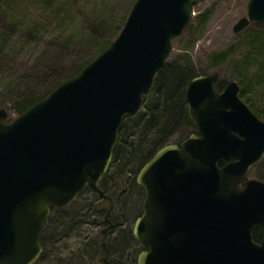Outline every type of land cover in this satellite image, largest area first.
<instances>
[{
	"label": "water",
	"instance_id": "95a60500",
	"mask_svg": "<svg viewBox=\"0 0 264 264\" xmlns=\"http://www.w3.org/2000/svg\"><path fill=\"white\" fill-rule=\"evenodd\" d=\"M195 2L135 0L116 38L76 76L10 122L0 108V264H34L50 210L97 190L124 120L139 110ZM251 24L264 25V0H249L233 31ZM217 81V73L191 79L184 100L195 133L157 150L135 178L144 198L132 235L148 250L136 264H264V234L252 238L264 226V182L248 178L264 154V123L235 80L222 92Z\"/></svg>",
	"mask_w": 264,
	"mask_h": 264
},
{
	"label": "rangeland",
	"instance_id": "374dc122",
	"mask_svg": "<svg viewBox=\"0 0 264 264\" xmlns=\"http://www.w3.org/2000/svg\"><path fill=\"white\" fill-rule=\"evenodd\" d=\"M134 1L0 0V107L7 109L8 121L17 117L10 111L13 103L30 89L34 80H29L41 77L43 66L68 65L108 39ZM248 1L196 0L192 20L173 42L165 68L182 65L195 76L217 73L216 85L235 80L239 99L264 123V25L233 31L236 22L246 16ZM253 35L258 40L252 41ZM182 134L173 136V143ZM135 177L126 171L125 175L110 173L104 179L106 190L112 183L114 197L107 216L110 201L99 198V189L76 197L65 214L77 213L79 218L68 233L50 239L47 255L38 264H105V250L118 264H135L139 248L129 233L143 200L141 188L132 183ZM248 178L264 182V155Z\"/></svg>",
	"mask_w": 264,
	"mask_h": 264
},
{
	"label": "trees",
	"instance_id": "16d2710c",
	"mask_svg": "<svg viewBox=\"0 0 264 264\" xmlns=\"http://www.w3.org/2000/svg\"><path fill=\"white\" fill-rule=\"evenodd\" d=\"M129 11L123 19V22L117 26L114 31H111L109 38L96 44V46H92V50L88 51L90 52L88 55V52H86L74 59L70 64L62 65V67L58 66L59 68L57 65H51L48 69L46 66H43V71L39 72L41 77L37 78L39 77L37 75L29 80H34L30 89H27L21 96H18L19 100L13 103L10 111H13L16 116L21 115L33 104L47 97V95L61 83L76 76L116 38L124 25ZM252 38V41L258 40L257 35H253ZM63 51L65 52L67 50L64 49ZM77 55H79V53ZM193 77H195V75L191 71L185 69L182 65L173 68H165L164 66L162 71L155 75L148 93L142 96L139 110L135 115L126 118L122 124L111 164L108 171L98 184V189L102 192V196H99V198L107 199L106 197H109L113 202L114 197H111L110 194V192H113L111 190L113 189L111 187L112 183H110L109 187L107 186L108 190L103 187L105 186V183L102 185L104 179L106 178L107 180L110 173L119 172L122 173V175H125L127 171L128 175L133 173V175L136 176L142 166L157 150L169 144H178L190 134L195 133V126L187 117V105L184 100L186 88ZM48 78L51 80L46 82ZM223 88V85H216L218 92H221ZM182 133H185V135ZM178 134L183 135L182 139L177 143H173L172 137ZM135 178L132 179L134 187H136ZM260 180L262 181V179ZM86 191L94 190L87 187L76 197H80V195ZM73 201L74 199L70 203ZM68 205L50 211L49 216L44 222L41 233L40 241L43 247V252L35 264L41 262L47 255V249L49 248L48 245H51L50 239L57 234L63 235L66 232L68 233L72 225L79 218L77 213L76 215L75 213L65 214V208ZM140 215L141 211L138 216ZM67 216L74 219L67 218ZM84 216L85 214L82 215V217ZM66 220L69 222H66ZM131 233L132 232L129 233V236L132 235ZM263 233L264 227L255 226L252 231L253 240L259 242ZM118 246L120 247V245ZM121 247L123 248V244ZM108 248L111 252L112 249L110 247ZM135 261L136 260L134 259V263ZM65 264H71V262L67 261Z\"/></svg>",
	"mask_w": 264,
	"mask_h": 264
},
{
	"label": "flooded vegetation",
	"instance_id": "af4514ba",
	"mask_svg": "<svg viewBox=\"0 0 264 264\" xmlns=\"http://www.w3.org/2000/svg\"><path fill=\"white\" fill-rule=\"evenodd\" d=\"M186 139V138H185ZM185 139H183V140H185ZM183 140H181L178 144H175V145H179ZM235 158H233V159H231V160H234ZM106 222H107V220H105ZM109 226L110 227H112V225H110L109 224ZM135 243L138 245V248H139V252H138V255H139V253L140 252H142V251H148L147 249H143L138 243H137V241L135 240ZM104 249V248H103ZM106 249V248H105ZM104 249V250H105ZM138 255H137V257H138ZM109 256V255H108ZM137 257H136V261H135V264H136V262H137ZM111 261V263L112 264H118V262H115V261H113L111 258H110V256L109 257H107V258H105V256H104V262H105V264H106V261Z\"/></svg>",
	"mask_w": 264,
	"mask_h": 264
}]
</instances>
